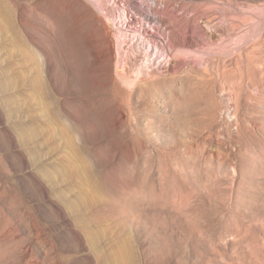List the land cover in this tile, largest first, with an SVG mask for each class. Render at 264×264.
Listing matches in <instances>:
<instances>
[{
	"label": "rangeland",
	"instance_id": "1",
	"mask_svg": "<svg viewBox=\"0 0 264 264\" xmlns=\"http://www.w3.org/2000/svg\"><path fill=\"white\" fill-rule=\"evenodd\" d=\"M14 1L42 92L0 23V264H264V0H106L108 61L90 1ZM213 4L190 53L117 37Z\"/></svg>",
	"mask_w": 264,
	"mask_h": 264
},
{
	"label": "bare ground",
	"instance_id": "2",
	"mask_svg": "<svg viewBox=\"0 0 264 264\" xmlns=\"http://www.w3.org/2000/svg\"><path fill=\"white\" fill-rule=\"evenodd\" d=\"M88 1L91 2V4L94 7L93 9H95V10H93V12H94L96 19H97L98 28L105 31V37L103 39V45H104V49H105L104 52L106 53V60L107 61L113 60L114 59V53L116 50V46L114 45L115 42H114L112 35L108 31L109 16H110L109 12L111 11V9L108 8V4L106 3V0H88ZM153 3L158 7L157 0H153ZM14 4H15L14 0H0V16H1L0 17V23L2 24V26H3L2 30L4 29L5 36H6V38L9 39V41H10V33L11 32L16 35V39H13V40H16L18 42V45H19V48L21 51V59H22V64H21L22 65V67H21L22 68V77H21V79H22L23 93L24 94L26 93L28 83L31 81V83H32V86H31L32 95L35 99H37L39 94L42 92V90L40 91V88H41V77H40V71H39L40 70L39 69V64H40L39 61L40 60H39L36 53L30 52L29 38H28V34H30V30L28 28L27 21L24 19L20 20L18 27H16V25L14 24V16H15ZM148 5L150 8L153 9V7L150 4H148ZM74 6L77 8H82V11H84V6H86V3L83 0H75ZM165 8L166 7H162L159 9L157 8V12H162L165 10ZM213 8H214V4L209 5L208 7H201L198 5V7L191 8V9L187 8L186 10H184L182 16L180 15L178 19H183L185 22V26L183 28H181V26H179V24L177 22L173 21V23H175L174 28L177 29L181 35L180 43L179 42L176 43V41H174L172 38H170L168 34H167L166 41L164 40V36L162 34L161 29L156 24L152 23V19H151L150 14H146V16H144L143 18H141L139 20H135L133 14L130 12V8L127 6L124 9V11H125L124 14H126L125 17L128 20H125V21L119 20V24H116L117 25V37L121 41L120 42L121 44L124 43V41H126L128 39L131 40L132 42L135 40H139V39L143 40L146 44L145 48L147 49L146 52H148V54H150V52H152V50L154 48L162 49L163 53H166L167 57L169 55L174 57L177 54L179 55L181 53L182 54L183 53H190L191 51L189 52V50H192L191 48L196 44V41H197L196 38H194V33H196L198 31V29L203 27V24L206 25L207 23H210L209 21H207L208 18H205L206 19V22L204 21L205 23H202L200 21V19L204 18V15H206V14L208 17L209 13H211V10H213ZM176 10L177 9L173 8L169 11H171L172 14L176 17L177 16ZM213 13H217V12H213ZM225 17H226V15H225ZM31 24H32V22H31ZM214 24H215V22L213 23V25ZM234 25H232V27H234ZM213 29H215V28H213ZM208 40H209V38H208ZM164 58L165 57H163V59ZM149 59L148 58L145 59V62L142 64L143 67L151 66V63H150L151 61ZM28 60H31L34 64L33 70L30 73H29L28 68H27L28 63L30 62V61L28 62ZM124 61L125 60H123V62ZM184 61H186V59ZM184 61L181 60V62H179V63L176 62V64H173L174 69L176 67L180 68V66L183 68L182 65H184V63H185ZM193 62H195V61H193ZM193 65H196V64H193Z\"/></svg>",
	"mask_w": 264,
	"mask_h": 264
}]
</instances>
